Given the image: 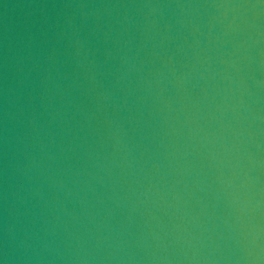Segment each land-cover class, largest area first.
<instances>
[{
	"label": "water",
	"instance_id": "obj_1",
	"mask_svg": "<svg viewBox=\"0 0 264 264\" xmlns=\"http://www.w3.org/2000/svg\"><path fill=\"white\" fill-rule=\"evenodd\" d=\"M0 264H264V0H0Z\"/></svg>",
	"mask_w": 264,
	"mask_h": 264
}]
</instances>
